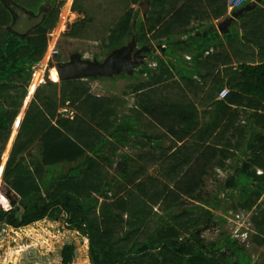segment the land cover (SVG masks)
<instances>
[{
	"label": "trees",
	"instance_id": "1",
	"mask_svg": "<svg viewBox=\"0 0 264 264\" xmlns=\"http://www.w3.org/2000/svg\"><path fill=\"white\" fill-rule=\"evenodd\" d=\"M15 1L19 3V0ZM139 1L129 0V3ZM91 2L74 0L72 9L84 12L89 20L74 24L68 33L70 37L97 40L96 36L90 37L87 34V26L96 19L93 8L87 4ZM247 2L250 4L252 0ZM50 3L51 10L44 26L39 27L34 35L24 37L11 30L12 12L0 0V176L4 171V185L0 189V235H3L2 232L8 226L13 228L12 231L17 236L25 230H38L35 228L41 225L40 222H58L65 217L68 229L76 230L88 238L93 264H139L137 259L141 263L146 261L148 264H164L168 260L169 252L172 253L170 260L175 264H264V260L253 262L246 248L229 236H225L220 242L205 240L202 231L213 225L215 214L212 209L202 206L199 207L202 211L198 212L192 208L178 213L172 211L176 205L185 204V196L190 197L197 193L209 165L207 154L216 152L217 149L220 152L226 150H219L211 145L204 146L198 158L190 162L191 164L188 162L187 170L180 176L178 164L172 163L171 170L165 171L167 179L147 177L130 180L125 177V182L129 183H123L125 188L131 185L133 189L127 191V195L117 197L114 202H102L100 208L97 207L99 198L91 188L99 182L97 186L101 190L105 175L101 174L103 168L99 166V162L92 157L87 156L85 160L72 166L71 172L54 183H49L51 168L64 161L73 163L86 157L85 147L99 157L98 137H103L98 129V122L82 121L79 116L73 121L74 129L65 126L66 132L59 127L61 119H58L56 125L52 124L58 105L65 103L68 93L71 103L86 102L91 96L87 80L81 79L61 81L60 89L52 79L42 84V88L39 86L35 92L37 103L33 101L30 104L17 136L10 134L11 129L15 128L13 123L26 96L32 74L38 68L46 50L47 33L55 27L64 0H50ZM129 3L126 0L125 8ZM70 4L71 0L69 7ZM227 10V0H151L150 15L146 18L140 17V10L129 8L119 20H115L103 40L108 47L107 53L122 47L132 39H136L140 46L153 47L154 43L166 45L163 56L151 54L156 61V68H152L147 62L143 63L140 73L148 75V81L135 79L134 75L126 74L127 72L121 75L139 81L133 89L142 93L144 98L141 107L144 110L150 112L149 107L154 106L155 110H158V106L169 105L174 110L182 108L184 113L191 114L190 109H195V101L185 93V87L168 84L161 90L152 85L164 81L165 76L173 77L174 74H179L188 89L205 90L204 85L207 82L201 84L194 79L184 65L182 54L194 51L191 57L193 61L200 63L201 67L208 64L209 59L217 55L209 54L201 60L202 55L212 43H221L215 41L220 34L215 31V25L210 24L209 28L213 33L211 31L209 34V29H200L182 40L178 28L191 26L194 19L202 21L203 25L200 27H204L207 25L204 21L221 17ZM233 12L235 13L236 9ZM230 28L226 34L228 50H231L234 59L239 62L241 75L224 98L226 103H222L228 105L227 102L234 101L243 110L250 109L247 111V123L252 127L250 131L253 143L250 146L252 155L237 168L236 175L229 178L227 185L230 188L240 186L244 206L251 208L256 200L264 197V0L255 9L240 16ZM149 33H152L150 37ZM223 61L233 63V59ZM49 62L50 54L47 48L40 68L32 80L37 85L41 82L42 72ZM218 67V64L213 68L211 66L206 72V78L212 80L210 89L223 87L222 82L211 78L213 69ZM48 74L58 80L54 67ZM212 98L214 97H210ZM196 99L205 104L209 98ZM23 111L25 112V109ZM173 114H177V111H173ZM84 123L88 124L83 125ZM9 136L11 140L5 150ZM85 137H89L90 144L85 142ZM207 139L209 138L205 137L202 141L206 143ZM213 139L215 141V138ZM36 140L41 142V155L33 160L35 157L29 151ZM200 148L202 145L198 146V150ZM71 149L75 152V155L71 156L72 160L65 152ZM26 152L27 156L31 157L30 160L23 156ZM223 155L226 159V154ZM174 156L176 155L173 153L171 157L175 159ZM219 166L225 168V162H219ZM258 168H262L263 173H258ZM199 171L201 172L198 173ZM98 193L108 196L105 192ZM197 197L207 203L200 193ZM157 204L163 209L161 214L154 211V205ZM168 209L172 211L169 217L175 219V225L165 226ZM252 220L258 233L254 234V240L264 244V203L257 205V212L253 214ZM181 227L191 232L185 239L182 237ZM41 231L38 233L42 238L35 239L33 244L44 240L48 248L51 241L46 234L49 230L43 228ZM156 249L159 256L153 254ZM40 251L42 250L33 246L30 253L39 255ZM77 251L75 241L64 242L57 249L59 263L72 264L77 257ZM51 252L52 249L48 248V253ZM149 257L152 260L148 262Z\"/></svg>",
	"mask_w": 264,
	"mask_h": 264
},
{
	"label": "crops",
	"instance_id": "2",
	"mask_svg": "<svg viewBox=\"0 0 264 264\" xmlns=\"http://www.w3.org/2000/svg\"><path fill=\"white\" fill-rule=\"evenodd\" d=\"M46 1L47 0H19V3H17L28 11L38 12L43 5L45 6ZM91 1V3L87 4L89 7L93 8V12L96 15L99 9L95 7L97 0ZM73 2L74 0H71L69 7V0L67 1L66 6L65 0L62 7L63 12L61 11L62 16L60 18L62 19L63 16L68 15L67 21L65 23V30L67 28L71 29L75 23L84 22L88 17L84 12L73 10ZM82 4H84V2ZM234 10L235 9L231 10L228 7L227 12L221 17L204 21L207 24L204 27H200V25H203L202 21L195 19L196 21L194 20L191 25L193 26L190 28L191 31H189V28H185L183 31H185L186 35L184 37L180 36L182 40H185L189 34H193L200 29H209L207 31L209 34H211V31L213 33V30H210L211 28H209V26L210 24H214L215 31L220 34V37L216 38L215 41H221V43H218L217 45L212 43L208 50L203 53V58L201 60H204L209 54H214L217 56L215 58L209 59V63L203 64L204 66L202 67L199 65L200 63L198 64V62L192 60L191 57L194 54V51H187L182 54V58H184V65L189 70V73L193 75L194 79L201 84H204V82L208 83L204 85L206 88L203 91L200 88L188 89L186 86H184L180 75L174 74L177 76V79L181 81V85L185 87V93L195 101V109H190V115L184 113L182 108L174 110V108L169 107V105L158 106V110H155L154 106H152L149 107L150 112H148L142 107H138L137 103L132 105V102L134 101L132 96L140 93V91H134V89L121 90L119 87L113 88V90L110 89L109 91H105L108 81H102L98 78H82L81 80H87L90 87L89 92L91 96L87 98L86 102L71 103L69 100L70 94L68 93L65 103L58 105L55 118L52 119V124L56 125L58 119H61V121H59L61 126L59 125V127L66 132L65 126L74 129L73 121L78 116L82 118V121L85 120L86 122H98V129L99 131L101 130V134L103 136L98 137L100 156H96V154H94L91 149L85 147L87 154L86 157L84 156L73 163L64 161L59 163L57 166L52 167L49 183H54L58 178L63 177L69 171L71 172V167L75 166L80 161L85 160L87 156L92 157L99 162V166L103 168L101 174L105 175L103 176V180L101 182V190H99L97 186L99 182L94 184L91 188L95 196L99 198L97 207L100 208L102 202L105 201L106 203H111L118 195L122 194V192L125 190V185L129 184L128 182H125V177L129 178L130 180L147 177L161 179L162 175L167 176L165 175V171L171 170L172 163L178 164V175L180 176L181 173L187 170L189 163L195 161L198 158L199 154L204 150V146L211 145L219 148V150H226V152H220L217 149L216 152L207 154L206 160L209 159L210 161L208 167H206V173L204 174L205 178L211 175V173H215V171L220 170L219 162H225V167H228L229 161H232L233 159L236 160L237 155L240 157L244 156L246 153H249V150H251L250 146H252L253 143L250 131L252 127L250 128L251 124H248L246 121L249 119L247 111L250 109L245 111L242 107H238L234 101L232 103L227 102L228 105L223 104L222 101L225 103L226 101L219 98L220 91L224 88L232 90L233 86L239 81L241 75L239 62L234 59V55L231 50H228L229 43L227 41L226 34L231 29L230 27L232 24L238 21L240 16H244V14L247 12L252 11H246L243 15H240L236 19L230 21L228 24L223 25L224 21L234 14ZM143 17L145 18L144 15ZM13 18L14 16L12 13V22ZM58 21L61 22V20ZM58 21L57 23H59ZM101 21L104 22L105 20L98 19L96 22L99 24ZM41 26H44L43 21L39 26H37L24 37L34 35V32ZM52 33L50 31L48 34L51 36ZM69 39L72 41L77 40L78 42L83 41L77 38ZM91 42H96V40ZM49 43L50 38L48 40L46 50L49 46ZM57 44L53 50H55ZM125 45H127V43ZM154 48H156V52L152 51V54L159 55V53H157L159 50L162 54L161 56H163V49L166 48V45L164 44L161 46L156 44ZM57 51L61 52L60 49ZM110 53H107V56ZM43 56L39 61L38 68H36L32 74L27 93V96L29 97H32L35 94L37 88L39 86L41 87L42 84L50 79L57 82L59 89L61 86V81H64H59L60 78L56 80L51 77L50 74H48V71L52 68V65H54V63H51V60L42 72L41 82L36 86L32 93L29 91L34 74L37 70H39ZM224 59H233V63H226L223 61ZM150 60H153L154 64L156 63L152 55ZM217 64L219 67L213 69L214 73L211 75V78L213 80H217L218 82H222L223 87L220 89L218 87L210 89L212 80L206 78V72H208L211 66L213 68V66ZM97 86L99 87L97 88ZM210 97L214 98L210 99ZM196 98H200L199 100L202 98L209 99H207V103L201 104ZM204 101H206V99ZM150 103L152 104L153 102L150 100ZM173 111H177V114H173ZM251 122L254 124L252 119ZM243 123H247L246 135H241L244 138L241 139L240 137L236 136L235 131L243 130ZM87 124L88 123H84L83 125ZM91 124L96 126L95 123ZM220 131L221 133L219 134ZM205 137L209 138L206 140V143L205 141H202V139H205ZM213 138H215V141ZM84 140L88 144L91 143L89 137H85ZM199 145H202V148L198 150ZM82 146L84 147L85 144ZM196 151L198 152L196 153ZM29 152L35 157L33 160L39 158L41 155V142L38 141L34 143ZM65 152L69 159L72 160L71 156H74L75 152L72 149ZM173 153L176 155L174 156L176 157L175 159L171 157ZM224 153L226 154V159L224 158ZM25 156L28 160L31 159V157L27 156V153H25ZM171 159H173L174 162H172ZM222 170H224L223 167ZM200 172L201 171L198 173ZM42 192L43 195H45V191L43 189ZM98 192H105L108 194V196L100 195Z\"/></svg>",
	"mask_w": 264,
	"mask_h": 264
},
{
	"label": "rangeland",
	"instance_id": "3",
	"mask_svg": "<svg viewBox=\"0 0 264 264\" xmlns=\"http://www.w3.org/2000/svg\"><path fill=\"white\" fill-rule=\"evenodd\" d=\"M96 2L97 3L95 4V7L99 8L96 14L97 15L96 19L95 21L90 22L89 25L87 26L88 29L87 34L90 37L96 36L97 37L96 42H91L93 40L87 38H77L83 40L84 42L83 41L78 42L77 40L72 41L71 39H69V38H73L68 35V33L72 28L71 29L67 28L65 30V23L68 17V15H65L63 16L62 19L60 18L61 22H59L57 26L55 25L56 28L50 30L51 33L53 32L51 36L50 34H48L50 31L47 33L48 40L50 38L48 50L50 54V61L52 60L51 62L52 64L55 63V60H54V56L52 58L51 52L53 48L56 46L57 41L58 44L55 50L60 49L61 51L60 53L62 54V56L64 55L63 59H65V61L69 60V57L74 52L80 53L83 57L88 59L97 58L98 60H102L106 58L107 53L105 51L108 50V47L104 44L103 40L105 39L104 37L107 35L109 28L113 26V24L115 23V20H119L122 14L124 12H127L129 8H133L134 10H140L139 11L140 17L143 16L142 8H141V3L143 2V0H140L139 2L136 3L135 2L129 3L128 0L129 4L127 5L126 8H125L126 0H97ZM247 4L248 2L246 1L241 7ZM227 6H228V0H227ZM62 7L60 8L58 20L59 17L62 16V12H63ZM238 9L239 8H236V10ZM149 10H150V5L148 12L145 15V18L150 15ZM98 19L105 21L104 22L101 21L98 24V22H96ZM87 20H89L88 17ZM192 27L193 26H189V27L180 26L178 28L179 36L184 37L186 33L183 30H185V28L190 29ZM151 34L152 33H149V37L151 36ZM130 42H128L127 44H129ZM156 44L157 43H154V46H156ZM157 53H159V55H162L159 50L157 51ZM153 62L154 61L150 60V58L147 61L148 65H150L152 68H156V63L154 64ZM140 65L141 66L135 68L134 74L129 72H127L126 74H130L132 76L134 75L135 79H139L140 81H148L150 77L148 75L140 73L143 64ZM121 75L118 74L117 76L114 77H97V78L102 81H108L106 86L107 88L105 91L107 90L109 91L110 89L113 90V88H117V87L121 88V90L122 89L133 90L134 88L133 86L138 84L139 82L135 79H131L123 76L121 77ZM92 79H96V78H92ZM168 84H172L175 87H184L181 85V81L178 80L177 76L175 75L173 77L165 76L164 81L155 83L152 85V87L153 86L154 88L159 87L161 90H163ZM36 86L37 84L32 81L29 87V91L32 93L33 90L36 88ZM98 87L99 86H97V88ZM27 93L23 99V102L18 110V114L14 120L13 125H15V128L11 129L12 130L10 133L11 135L18 134L21 124L24 120L25 114L27 112V109L29 108L30 104L33 101H36L35 94L32 97H29L27 96ZM141 94L142 93H137L136 95L132 96L134 100L132 102V105L137 103L138 107L141 108L140 105L143 102L142 100L143 97L140 96ZM23 109H25V112L23 111ZM242 125L244 126L243 127L244 129L241 131L236 130L235 133L236 136L240 137L241 139H244L243 136L241 135L243 134L246 135L247 123H243ZM10 140L11 137L9 136L8 141L4 148L5 150L7 149L6 147L7 144H9ZM38 141L40 140H36L34 143ZM3 155H4V150L1 156V161L3 159ZM251 155H252V149L249 150V153L244 154V156L239 157V155H237L236 156L237 159L236 160L233 159L232 161H229L228 163L229 166L223 168L224 170H222V166H220L219 171H215V173H211V175L208 174L209 176H207L206 178L205 176H203L202 184H200V186L198 187L196 191L197 193H195L190 197L185 196L184 197L185 204L176 205L175 207H173L172 211L178 213L186 208H192L194 211L198 212V211H202V209L199 208L202 206H204L205 208L212 209L215 214V218L213 220V225H211L208 229L202 231V235L205 238V240L207 242H220L225 238V236H229L233 239H236L240 246H244L246 248V252L251 256L253 262H261L264 260V244H259L254 240V234H258V233L255 230V224L252 220V216L257 212V205L260 203H264V199H263L264 197L259 200H256L255 204L251 208H247L244 206L245 201L242 198V191L241 189H239L240 186L236 188H230L227 185L229 178H231L232 175L234 176L236 175L237 168L241 166L244 160H247L248 157ZM23 156H25V153L23 154ZM257 172L261 174L263 173V169L258 168ZM161 178L167 179L164 175H162ZM3 185H4V171L3 174L0 176V189ZM170 185H172V182H170ZM132 189H133L132 186L126 187L125 190L122 192V194L118 195L117 197L124 196L127 191ZM198 193H200V195L203 196V198L206 200L207 203H204L202 199L197 197ZM117 197L115 198V200L117 199ZM126 197L127 196H125V198ZM154 211L161 214L163 209L160 207L159 204H157L154 205ZM172 211L171 209L167 210V213L165 215L166 217L165 226L175 225L176 223L173 217H169V214L172 213ZM125 215H124L125 218H127V214ZM39 224L41 225L36 226L37 228H35L38 230H31V231L25 230V232H22L21 234L19 233V235L17 236H15L16 234L12 231L13 230L12 227L8 226L5 228L6 230L2 232L3 235H0V250H1L0 264H60L57 258V249L61 247L64 242H70V241H75L78 246L77 257L72 264H93L90 258L88 238L84 237L82 233H79L76 230L68 229V227L66 226L65 217L61 218L58 222H46V223L40 222ZM43 228H48L49 230V232L46 235L51 241V243L49 242L50 247L48 244V248L52 249L53 251L51 253H48V248L46 247L47 242H45L44 240L43 242L41 241V243L33 244V241L35 239L42 238L41 235H39L38 231H41ZM180 229L182 231V237L184 239L187 238L191 233L186 231L183 227H181ZM33 246L37 249L42 250L39 252L40 253L39 255L33 254L34 252L30 253V250L33 249ZM42 247L44 249H42ZM158 252H159L158 249H156L153 254H155V256H159ZM171 254H172L171 252L167 253L168 260L167 262H164V264H175L174 262H172V260H170L172 256ZM151 260L152 258L149 257L148 262ZM137 262L139 264H148L146 261L141 263L139 259H137Z\"/></svg>",
	"mask_w": 264,
	"mask_h": 264
},
{
	"label": "water",
	"instance_id": "4",
	"mask_svg": "<svg viewBox=\"0 0 264 264\" xmlns=\"http://www.w3.org/2000/svg\"><path fill=\"white\" fill-rule=\"evenodd\" d=\"M2 2L13 13L14 18L10 28L19 36H26L39 26L51 9L50 0H47L45 6L43 5L38 12L26 10L14 0H2ZM261 2L262 0H252V3L236 10L230 18L224 21L223 25L243 15L246 11L255 9ZM149 5L150 0H143L141 3L144 16L148 12ZM136 45L137 42L133 39L129 44L111 52L104 60H98L97 58L88 59L84 58L80 53H74L69 60L65 61L62 54L57 52L54 55L55 63L52 67L57 69L60 80L64 81L82 78L114 77L122 72L134 73L135 68L141 64L137 55L132 60L131 52ZM142 49L143 47L139 50ZM152 51L156 52V48H153Z\"/></svg>",
	"mask_w": 264,
	"mask_h": 264
},
{
	"label": "flooded vegetation",
	"instance_id": "5",
	"mask_svg": "<svg viewBox=\"0 0 264 264\" xmlns=\"http://www.w3.org/2000/svg\"><path fill=\"white\" fill-rule=\"evenodd\" d=\"M51 10V9H50ZM50 12V11H49ZM48 12V13H49ZM48 16V14H46V16H45V18H44V20H43V22L45 21V19H46V17ZM137 42V41H136ZM138 44V43H137ZM143 47V49L142 50H139L140 48H142ZM154 48V46L153 47H150V46H138V45H136V47L132 50V52H131V56H132V60H134V56L135 55H137V58H138V60H140V62H141V64H143V63H146L147 61H148V59L151 57V54L153 53L152 52V49ZM73 54V53H72ZM71 54V55H72ZM71 57V56H70ZM70 57H69V59H70ZM146 58V59H145ZM144 59V60H143ZM102 60H104V59H102ZM141 66V65H140ZM139 67V66H138ZM122 73H124V72H122Z\"/></svg>",
	"mask_w": 264,
	"mask_h": 264
},
{
	"label": "built area",
	"instance_id": "6",
	"mask_svg": "<svg viewBox=\"0 0 264 264\" xmlns=\"http://www.w3.org/2000/svg\"><path fill=\"white\" fill-rule=\"evenodd\" d=\"M246 1H249V0H228V7H229V9L233 10V9L241 7L244 4V2H246ZM57 52H58L57 50H53L52 51V57ZM229 91L230 90L228 88L222 89L219 93V98L224 99L227 96V94L229 93Z\"/></svg>",
	"mask_w": 264,
	"mask_h": 264
},
{
	"label": "bare ground",
	"instance_id": "7",
	"mask_svg": "<svg viewBox=\"0 0 264 264\" xmlns=\"http://www.w3.org/2000/svg\"><path fill=\"white\" fill-rule=\"evenodd\" d=\"M51 56H52V52H51ZM53 58V57H52ZM55 68V67H54ZM55 71H56V75H57V77L59 78V74H58V71H57V69L55 68Z\"/></svg>",
	"mask_w": 264,
	"mask_h": 264
}]
</instances>
